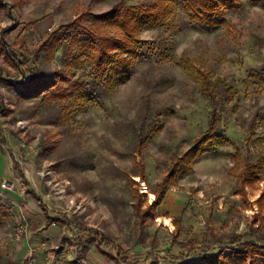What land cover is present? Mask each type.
<instances>
[{
  "label": "rangeland",
  "instance_id": "374dc122",
  "mask_svg": "<svg viewBox=\"0 0 264 264\" xmlns=\"http://www.w3.org/2000/svg\"><path fill=\"white\" fill-rule=\"evenodd\" d=\"M147 1L0 0V42L12 45L20 59L28 57L32 67L28 52L51 30L65 40L82 32L95 14ZM174 2L176 27L144 29L130 73L112 90H100L99 103L90 101L69 121L60 117L58 103L19 96L14 83L23 76L0 45V139L14 138L22 145L23 163L35 171L50 165L55 178L69 181L68 194L93 202L73 218L75 238L68 240H76L84 261L88 251L98 255L101 238L108 239L105 251L127 258L110 264H183L220 248H243L245 241L264 242V0H232L223 22L212 27L191 21L184 0ZM62 49L42 64L60 67ZM198 72L212 83L214 104L203 93ZM89 73V64L73 69L75 78L97 81ZM212 108L221 117L217 133L226 141L197 159L193 171L167 190L156 215L136 227L132 180L139 181L141 205L152 203L171 157L207 129ZM138 134H151L140 153ZM138 160L145 164L144 181L134 176ZM248 164L257 165L256 171ZM242 171L250 178L244 184ZM1 204L8 206L4 198ZM18 215L20 225L7 222L27 230V217ZM237 237L239 243H232Z\"/></svg>",
  "mask_w": 264,
  "mask_h": 264
},
{
  "label": "trees",
  "instance_id": "16d2710c",
  "mask_svg": "<svg viewBox=\"0 0 264 264\" xmlns=\"http://www.w3.org/2000/svg\"><path fill=\"white\" fill-rule=\"evenodd\" d=\"M184 9L189 13L191 21L206 26H215L223 22L222 15L225 10L233 7L232 0H184ZM174 0H148L129 5H119L113 9L95 14L92 20L87 22L84 30L80 33L67 36L66 41L57 30L48 32L34 51L28 52L33 58V66H28V57L19 58L12 45L0 42L4 51L5 59L10 66L19 70L23 78L14 85L18 88V94L24 98L42 96L44 103H58L60 117L70 120L71 114L86 107L90 101L99 103L100 90H112L116 82L126 77L134 67L139 57V48L142 43L141 32L153 27L171 28L176 27V11ZM63 40L66 44H62ZM64 45V46H63ZM62 49V65L51 68L45 67L46 63ZM27 51L25 52V54ZM27 55V54H26ZM89 64L90 75L97 81L84 80L82 77L75 78L73 69ZM203 83V93L214 104L212 83L207 75L198 72ZM220 115L215 108L210 110L207 129L199 135L193 144L181 154L171 157V162L164 176L156 183L152 191L154 200L146 207L141 205L143 194L139 192V181L132 180L134 187V202L132 209L136 218L137 227L143 228L148 218H153L157 208L165 197L166 191L177 183L180 176L191 173L193 165L207 152L215 151L218 145L226 139L217 133ZM151 134H138L137 153H140ZM235 168L240 163V151L235 148ZM254 171L257 165H247ZM135 176L146 178L145 164L143 161L136 162ZM245 171V170H243ZM242 171V183L250 178L244 176ZM255 173V172H254ZM2 215V212H0ZM2 217V216H1ZM0 217V218H1ZM178 225V222H176ZM241 237L231 238L232 243L240 241ZM264 241V237L262 238ZM241 247H232L228 252L218 249L216 253L203 255L198 260L183 264H257L260 256L264 264V242L255 240L242 242ZM263 256V257H262Z\"/></svg>",
  "mask_w": 264,
  "mask_h": 264
},
{
  "label": "crops",
  "instance_id": "0c3cea01",
  "mask_svg": "<svg viewBox=\"0 0 264 264\" xmlns=\"http://www.w3.org/2000/svg\"><path fill=\"white\" fill-rule=\"evenodd\" d=\"M21 147L11 136L0 139V199L4 198L13 211L10 214L8 206L0 205V264L125 262L127 258L120 252L114 255L103 249L102 245L107 238L96 242L98 255L91 251L86 253L91 260L86 257L84 261L78 256L80 247L72 232L73 218L83 215L86 208H93V202L82 194H68L67 190L71 189L69 181L62 182L55 178L50 165H43L35 171L31 164L23 163ZM4 181L9 186L4 188ZM20 212L27 217L29 226L17 239L14 231L15 226L21 224ZM10 218L15 219V226L7 222ZM88 218L89 215H86L85 219ZM135 225L137 227L136 218ZM71 237H74L71 240L74 243H69Z\"/></svg>",
  "mask_w": 264,
  "mask_h": 264
},
{
  "label": "built area",
  "instance_id": "2783aa9c",
  "mask_svg": "<svg viewBox=\"0 0 264 264\" xmlns=\"http://www.w3.org/2000/svg\"><path fill=\"white\" fill-rule=\"evenodd\" d=\"M7 186H9V183L7 182V181H4L3 182V187L5 188V187H7ZM72 201V200H71ZM25 230V228L23 227V226H19L16 230H15V232H14V237L15 238H20V236H21V233L23 232Z\"/></svg>",
  "mask_w": 264,
  "mask_h": 264
},
{
  "label": "bare ground",
  "instance_id": "6f19581e",
  "mask_svg": "<svg viewBox=\"0 0 264 264\" xmlns=\"http://www.w3.org/2000/svg\"><path fill=\"white\" fill-rule=\"evenodd\" d=\"M152 196V195H151Z\"/></svg>",
  "mask_w": 264,
  "mask_h": 264
}]
</instances>
